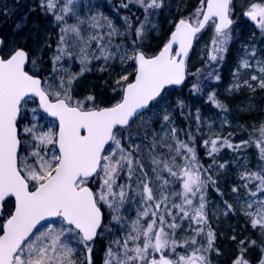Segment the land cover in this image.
Segmentation results:
<instances>
[{"label": "snow or ice", "instance_id": "snow-or-ice-1", "mask_svg": "<svg viewBox=\"0 0 264 264\" xmlns=\"http://www.w3.org/2000/svg\"><path fill=\"white\" fill-rule=\"evenodd\" d=\"M137 2L143 4L147 10L162 7L163 0H150L147 4L144 0ZM230 3L231 0H207L206 11L203 7L197 9L196 26L181 19L171 39L158 54L146 57L143 52L136 50L131 57H122V60L130 58L137 62L135 78L128 82L127 75L120 77L117 84L121 87L123 96L111 107L85 109L84 102L75 100L71 95V84L75 77H70L67 81L61 78L59 84L55 86L47 84L46 80L42 81L25 70L29 62L33 69L37 66L35 59L30 60L28 51L15 45L7 46L5 51V41L0 39V217L3 216L5 203L14 198L13 210L0 223V264H75L73 256L76 249L65 242L66 239H75L83 245L89 253L86 264H91L92 249L88 244L97 237L98 230L102 228L103 214L100 205L105 204L113 212H119L125 197V186L116 184L117 177L125 167L129 174L133 171L132 153L121 145L120 132L124 130V126L130 127V122L134 123L135 118L147 110L151 102L161 97L166 86L179 85L184 81L185 58L196 33L209 21L215 24L218 37L214 44L221 45L220 49L214 50H223L222 46L229 38L230 26L233 23L229 16ZM41 6L46 11L55 8L53 0H45ZM123 7H127V4ZM62 11L71 9L65 6ZM246 15L257 21L264 29V5H251ZM55 19L63 21L64 16L56 15ZM91 19L94 24H98L95 16ZM19 27L20 25H17V28ZM143 30L144 23H141L136 30L137 35H141ZM68 31L79 34L76 26L67 25L61 28V41L64 40L63 34ZM173 45H178V50H174ZM58 53L54 57V62L60 61L62 54L71 55L65 53L63 47H58ZM107 58L108 56H105V59ZM212 59H216V56H212ZM245 64L247 66V62ZM86 70L82 68L80 74ZM122 81L127 83L122 84ZM260 83L264 86V81ZM33 95L39 97L40 107L58 120V131L49 129L47 132L37 133L34 125L18 127L23 106ZM86 100L91 101L93 97H86ZM209 100L217 107H223L216 101L214 94L209 96ZM163 119L167 121L168 115ZM172 131L174 133L175 129ZM259 131L264 135V126ZM22 133L32 137L33 150L28 155H23L21 151L22 146L29 143L22 140ZM211 143L212 152H216V141ZM49 145L52 147L49 148ZM138 147L136 146V150ZM179 148H187V151L192 153L191 161L195 160L192 148H188L182 142L179 143L177 152ZM24 151L27 149L24 148ZM260 152L264 156V147L260 148ZM153 163L161 162L153 159ZM164 166L171 175H177L168 167L167 162ZM246 175L248 178L255 175L264 187V176ZM183 176L184 204L192 205L193 200L188 198L189 194L195 197L197 192L201 193L199 205L190 217L201 222L206 219L203 188L211 177L202 179L200 166L193 163L184 167ZM96 177H100L102 183L99 190L93 191L89 184ZM141 183L145 203L154 201L152 189L147 183L143 181ZM114 185L120 189L119 192L114 191ZM167 199V196H162L161 200L152 206L159 210L162 204H166ZM173 207H180V211L188 216V212L182 206ZM227 207L231 208L230 205ZM148 215L149 211L145 210L138 215L137 221L133 222L132 230L136 235L129 234L124 238V259L119 260V264H135L136 261L143 264H179L180 261L184 264H197V261L200 264H207L206 257L197 256L195 252L188 258L180 256L178 261L164 255V250L170 246L172 251H175L177 241L172 239L171 232L165 230L164 216L158 215L157 211L151 213L156 218L151 219L146 228H142L139 223L140 216ZM255 216L257 218L251 221L252 226L254 228L259 226L264 231V207H261ZM53 217L60 218L59 229L55 226H49L44 232L37 229L41 221ZM120 219L118 215L113 216V220ZM178 226L175 217L172 223L166 225L170 230ZM141 236L142 246L136 244ZM207 236L208 246L211 248L214 234L209 231ZM129 241L136 246L129 249ZM191 242L195 243V240ZM113 243L120 244V241ZM187 243L189 242L185 241V244ZM251 243L254 244L255 241ZM149 249L159 252V259L151 256ZM129 251L134 255L128 256ZM108 255L109 257L113 255L111 248ZM105 264H111V260H107ZM235 264H248V261L241 257ZM261 264H264V261H261Z\"/></svg>", "mask_w": 264, "mask_h": 264}, {"label": "rangeland", "instance_id": "rangeland-1", "mask_svg": "<svg viewBox=\"0 0 264 264\" xmlns=\"http://www.w3.org/2000/svg\"><path fill=\"white\" fill-rule=\"evenodd\" d=\"M67 1L68 0H53V3L55 4L54 9L57 8L62 10L65 8V6L71 9V11H63L64 13H67L69 17H71V22L67 20V18H64L65 20L61 21L63 24L62 28L66 27L67 25L76 26L79 29V34L68 31L63 34V41H61V39L57 41V49L58 45L62 46L64 52L71 53V55L62 54L61 60L55 62V71L53 70L50 81H57L56 85L59 84L61 78L66 81L68 77V70L71 67V64L81 65L85 62L91 65L94 73L97 76V79H100L103 75H109L106 78L117 82L120 80L121 76H129L130 69L126 67V65L124 66L121 64L120 68H115L114 65L111 64V59L117 56L122 59L123 52L120 50L116 54L113 41L110 42L109 38L106 36V29H108L109 23L103 16L101 5H98L103 3L104 0H77L76 3H68ZM44 3L45 0H29L26 7L10 5L5 10V14H7V18L10 19V21H7V23L9 22L8 25L2 26V37L4 38L6 45L5 51L9 45H15L23 48L27 47L31 55V60L35 59L37 61L36 68L39 69L41 67H39L38 61L44 52L51 49V47L47 49V46L50 44V40H52L49 32V27L50 25L52 26V23L47 21L42 24L39 19L44 14V11H46L41 6ZM135 3H137V0ZM168 4L170 5L167 6L164 11L166 12L165 20L158 19V17H156L157 15H153L148 18L149 25L147 28V35H149V39H152L154 43L161 42L162 38L166 36L167 31L171 30L170 28L174 22L175 15L182 12V9L178 6V0H169ZM253 4L264 5V0H233L231 8V15L234 19L233 26L241 22L243 19H247L250 23L249 25L252 29V32L260 30L264 33V29L260 27L257 21H254L246 16V13ZM37 9H41V12L38 14L39 17L34 16L31 18L30 14L32 11ZM54 9H49L47 11L52 12ZM16 12L20 13L16 18H14ZM94 16L96 17L98 24L93 23L91 18ZM259 19L260 18H258V20ZM54 21L57 22L56 19H54ZM81 21H83V23H81ZM191 21L193 23L197 22V14ZM17 25H20V27L17 28ZM25 26L27 27L25 28ZM59 27L60 25L57 27L58 38L62 35L61 29H59ZM23 28H25V30L22 32ZM5 31L7 32L6 34H4ZM213 31L216 32L215 24L211 22L205 33H201V36L199 35L196 44L188 57V68L195 69L200 63L203 62V66L205 65V74L211 72V70L207 71V66L210 63H205V61L209 56L215 55L216 50L214 49H216V47L221 48L219 43L214 44V41L218 40V37L213 35ZM52 52L53 53L48 51L51 59H54V57L58 55V51L53 49ZM105 56H108V58L105 59ZM217 56H219L218 53L216 58ZM246 59H248V65L240 66V69L242 67L246 72V75L244 78H240L239 82L247 84L251 92L254 87L253 83L259 84V86L261 85L260 77H262L264 74V71H261V69H264V63L262 61L254 62V60H251L249 57ZM109 66H111V69ZM204 81L205 80L203 79V83ZM212 86L213 84H208L206 90L211 91L213 89ZM93 99L95 98L93 97ZM91 103L95 104L97 102L92 101ZM166 104L167 101H160L155 108H151L152 110L147 114L148 116L146 115L134 124L133 129L141 126L142 123L147 122L151 118H153V120L156 119V116L159 113L166 112ZM100 105L101 103H97L95 106L99 107ZM84 107L86 108V106ZM33 109H35V111H33ZM165 115L169 116V113L164 114L162 119L159 121L160 123L156 124L157 128L162 130V137H164L166 131L168 130L167 127H163L161 125V122L165 121L163 119ZM22 116L23 121L21 123L23 127H31L34 125L36 127L37 133L47 132L49 129L54 132L57 131V122L50 119L47 115H44L40 110L39 105L33 98H31L29 102L23 106ZM213 124H215V121H211V118L208 116L205 117L203 122L200 121L196 124L199 127L200 133L199 143H201L205 149L204 152H206V150L208 151V154L210 155L209 159L211 160L210 164H201L196 157L194 161H191L192 153H189L187 148H179V152L176 151V149L179 147V143L182 142L183 144L187 145L188 148H192L194 150V154L196 155L197 152L195 149V139L189 136V134L185 136L184 133L182 135L179 133H172L173 143L171 145V149L167 152H156L155 146H151V144L146 142L140 143V147L138 150H136L135 142H133L130 138H125L124 142L127 143V145L123 143H121V145L132 153L133 171L131 174H129L127 167H125L123 171L119 172L116 180L117 185L125 186L124 201L120 206L119 212H113L112 215H118L121 218L119 222L116 223L119 232H116L115 229L112 232L109 230L105 231L104 236L108 234L110 237L109 240L106 241L104 239H99L98 241L88 244V246L92 249L90 254L91 264H105L107 260H111V264H119V260L124 259L123 240L129 234L136 235V233L132 230V224L134 221H137L138 215L143 213L145 210L149 211V215L140 216L139 223L142 228H146L147 223L150 222L151 219L156 218L151 215L153 211H157L158 215L164 216L165 230L171 232L172 239L177 241L175 251H172L171 246L164 250V255L173 261H178L180 256L188 258L192 256L194 252L197 256L204 255L206 257L207 264H235V261L241 257L248 261V264H261V261H264V244L260 245V248L257 249L255 247L253 248L254 244L251 243L255 240L253 231L251 230L254 229L251 221L254 218H257L255 213H257L261 207H264V187L261 186V181L257 179L255 175H252V178H248L246 175L259 174L260 176H264V156H262L260 152V148L264 147V135H261V132L259 131L261 127L264 126V113L259 114L256 124L249 125L243 130L245 132H241V134L233 135L231 137L228 136L226 139H224L225 136L222 137L217 134L221 127L219 125L214 127ZM155 133H158L157 129H155ZM153 137L154 138H150L149 141H152V145H155V136L153 135ZM21 138L22 140L29 142L23 145L21 149L23 155H28L33 150L31 147V143L33 142L32 137L22 133ZM219 138H223L224 140L221 141ZM238 140L239 142H236ZM129 141H131V143H129ZM211 141H216V152H212L213 145ZM225 141H227V143H225ZM244 141H247L248 143L242 144ZM176 144L178 145L176 146ZM228 145H232V147H229ZM48 147L51 148L52 146L49 145ZM24 148H26L27 151H24ZM222 150L226 152L225 154H231L232 157L226 159V161L225 159L223 160L221 157ZM158 152H161L163 159L159 165L153 163V159L159 160ZM142 156H144L143 159ZM232 159H234L231 162L232 166L228 168V163ZM29 162L31 163V161ZM165 162H167V165L169 168H171L172 172L177 173L176 176L171 175L167 168H165ZM190 163L200 166L202 179L211 177V180L215 182L217 181L215 180V178L218 176L217 174L219 172H223L224 170H228V177L230 179L233 178V188L227 194L229 197L223 207H221L220 203L217 202L215 204L209 203L211 198L207 195V190L205 189L207 186L206 183L203 188L205 202L204 213L206 219L201 222H198L194 218H190L193 216L194 209L199 205L201 193L197 192L195 197L189 194L188 198L193 200L192 205L183 203V180L185 179L183 176V169L186 165H190ZM152 164L155 166L152 167ZM147 167L149 168V172ZM193 170L195 171V169ZM209 171L210 174H208ZM149 173L154 178H151ZM120 176H122V179H120ZM156 178L160 179V183ZM141 181L147 183L152 189L153 196L155 198L154 201L145 203L143 184ZM165 181H167V183H165ZM101 183L102 179L100 177H96L89 185H91L92 188L97 191L99 190ZM114 191L119 192L120 189L114 185ZM218 193L219 190L216 191V194L219 198L221 194ZM162 196L168 197L166 204H162L161 208L156 210L152 205L155 202H159ZM212 199L214 200V198ZM117 200H119V197H117ZM102 205L107 206L105 204ZM173 205L182 206L188 212V216H185L180 211V207H173ZM227 205H230L231 208L227 207ZM218 212H220V216L215 217L214 214H217ZM247 213H251L252 215H248ZM231 216L239 218V220L245 224V227L248 226L250 230H247V237H245V240H242L243 247L240 249L242 252H240L239 248L233 246V252L231 255H229L221 251L222 249L216 243L218 241L216 240L215 235L212 246L209 248L207 233L210 231L214 234L212 225L214 222H216V218H222L226 220ZM173 217H175V223L179 226L170 230L166 227V225L173 222ZM1 222H3V220H1ZM113 222H116V220H113ZM49 226H55L57 229H59L61 227L60 218L43 224L38 228V230L44 232ZM255 228L257 230V235L261 236L262 234L260 232L264 233V231H262L259 226ZM201 229L202 231H200ZM117 240L120 241V244L113 243ZM193 240H195V243L191 242ZM142 241L143 237L141 236L140 240L137 241L136 244H140L142 246ZM185 241H188L189 243L185 244ZM65 242L70 243L71 246L76 249L73 256L75 264H86V257L89 255V253L85 247L79 244V242L75 239H66ZM103 242L104 248L102 249ZM136 244H133L131 241H129L128 248L132 249L136 246ZM110 248L113 253L111 257L108 255ZM205 249L207 251H204ZM149 252L151 253V256L159 259V252H155L152 249H149ZM244 253L247 255H243ZM132 255H134V253L129 251L128 256ZM135 264H143V262L136 261ZM179 264H184V262L180 261ZM197 264H200V262L197 261Z\"/></svg>", "mask_w": 264, "mask_h": 264}, {"label": "trees", "instance_id": "trees-1", "mask_svg": "<svg viewBox=\"0 0 264 264\" xmlns=\"http://www.w3.org/2000/svg\"><path fill=\"white\" fill-rule=\"evenodd\" d=\"M76 1L77 0H71V3H76ZM135 1L136 0H104L103 3L98 4L102 7L104 18L108 23H111V27L106 29V36L109 38L110 42L113 41L116 54L121 50L123 52V57H131L132 54L138 49L144 51L147 55H154L167 41L174 24L181 18L193 20L197 14V9L204 7L206 2V0H203L202 4V0H178V6L182 9V12L175 15L174 22L170 28L171 30L167 31L166 36L162 38L161 42L154 43L152 39H149V35H147V28L149 25L148 18L150 16L157 15L156 17H158V19L165 20L166 12L164 11L166 7L170 5L168 4L169 0H163L162 7L160 8L147 10H145L143 4L138 2L135 3ZM28 2L29 0H0V36H3L2 26L8 25L9 22L7 23V21H10V19L7 18V14H5L6 8L10 5L26 7ZM67 2L69 3V0ZM144 2L147 4L150 2V0H144ZM124 4H127V7H123ZM20 12H16L14 18H16ZM39 12H41V9L32 11L30 14L31 18L34 16L39 17ZM60 14H63L64 18H67V20L71 22V17H69L67 13H64L62 10L57 8L52 12L44 11V14H41L42 17L39 18L42 24L47 21L52 23V26L50 25L49 27L52 40H50V44L47 46V49L51 47V49L48 50L51 53H53V49L58 51L57 41L60 40V36L59 38L57 37V27L60 25L59 29H61L63 24L61 21L55 22L54 19L56 15ZM145 17H147V20H145ZM141 23H144V30L143 33L138 36L136 30L139 28ZM249 24L250 23L247 19H243L241 22L235 24V26H232L230 29V37L222 46L223 50L215 51L214 56H216L217 53L219 56H217L216 59H212V56H209L205 61V63H210L207 66V71L211 70V72L205 74V65L203 66V62L200 63L195 69L189 68L186 84L180 88H167L161 97H159L151 107L153 109L160 101H167V104L165 105L166 112L159 113L156 116V119L153 120V118H151L147 122L142 123L141 126L133 129L134 124L137 123V121H139L141 118L145 117L152 110L150 108L146 113L139 116L130 127L125 128L120 132L119 137L121 138V143L127 145L124 140L125 138H130L133 142H135L136 146H139L142 142H146L151 144V146H155L156 152H167L171 149V145L173 143L172 130L175 129L173 134L179 133L182 135L184 133L185 136L189 134V136L194 138L196 143L195 149L197 152L195 157L200 161L201 164H210L211 160L209 159L210 155L208 154V151L206 150V152H204L205 149L201 143H199L200 133L199 127L196 125L197 123L200 121L203 122L205 117L208 116L211 118V121H215V124H213L214 127H216V125L221 127L219 131L217 130V134L222 137L225 136L224 139H226L228 136L231 137L233 135H239L241 132H245L243 130L249 125L256 124L259 114L264 113V86H259V84L253 83L254 87L250 92V88L247 84L239 82V79L244 78L246 75V72L242 67L240 69V66L246 65L245 62H247L248 59L246 58L248 57L251 60H254V62L262 61L264 63V33L260 30L252 32ZM26 27L27 26H25V28ZM25 28H23L22 32L25 30ZM113 29H115V31H113ZM205 31L203 33H205ZM6 33L7 32L5 31L4 34ZM213 35L217 36V33L213 31ZM58 47L62 46L58 45ZM216 49L220 48L216 47ZM48 51L44 52L38 61V65L41 67L40 69H33V66L30 62L28 63L27 69L32 74L42 77L43 81H47V84L56 85L57 81H50L52 76L51 74L56 64L54 59H51V56H49L50 54ZM111 60V64L114 65L115 68H120L121 64H123L130 69V75L128 76V82H130L135 74V61L130 58H124L122 60L118 56ZM109 67L111 69V66ZM82 68H86L87 70L80 74ZM67 75L68 77L66 81L70 77H75L71 84L72 97L75 100H84L83 102L86 108L96 107L95 105L97 103H101L100 106L113 105L117 103L122 97L123 91L117 82L106 78L109 75H103L100 79H97L93 68L87 62L81 65L71 64ZM263 75L260 77V81H264ZM203 79L205 80L204 83ZM121 83L123 84L127 82L122 81ZM208 84H213V89L211 91L206 90ZM213 94L216 101L223 105L222 108L217 107L215 103L209 100V96ZM89 96L94 97L95 99L91 101L86 100V97ZM92 101L97 103H91ZM167 113H169V119L167 121L161 122V125L163 127H167L168 130L166 131L164 137H162V130L157 128L156 124H159L162 116ZM155 129L158 130L157 134L155 133ZM153 135L155 136V145H152V141H149L150 138H154ZM219 139L221 141L224 140L223 138ZM236 142H239V140ZM177 145L178 144H176V146ZM225 153L226 152L222 150L221 157L226 161V159H229L232 156L231 154L228 155ZM143 157L144 156H142V159ZM158 157V161L162 162L163 159L161 152H158ZM233 160L234 159L230 160L228 163V168L232 166L231 162ZM151 166L154 167L155 165L152 164ZM147 170L149 172L148 167ZM208 174H210V171ZM150 176L151 178H154L151 174ZM120 179H122V176H120ZM156 179L157 181L160 180L158 178ZM215 180L217 181L213 182L210 179L207 182V186L205 187L208 197L211 198L209 203L215 204L217 202L220 203L221 207H223L229 197L227 194L233 188L231 186V183L233 184V178L230 179L228 177V170H224L221 172V176H217ZM217 190H219L218 194H221L219 198L216 194ZM212 198H214V200ZM101 206L104 211V224L95 241H98L99 239H104L106 241L109 240L110 237L108 234L104 236L105 231L109 230L112 232L115 229L116 232H119L118 227L116 226V223H118L119 220L113 222V211L107 206H103L102 204ZM11 209L12 205L7 203L5 208L6 215L11 212ZM0 223H2L1 220ZM212 227L216 240L218 241L216 242L217 245L225 254L229 255H231L233 252L232 247H236L238 243H240L242 240H245V237H247L246 232L247 230H250L248 226L245 227V224L241 222L239 218L234 216L229 217V219H226L223 222H220V224L217 226H214L213 223ZM251 230L253 231V236L255 238L254 245L257 243L262 245L264 243V233L260 232L262 234L260 236L257 235L256 228ZM233 237L235 239H233ZM103 245L104 242L102 243V249L104 248Z\"/></svg>", "mask_w": 264, "mask_h": 264}, {"label": "water", "instance_id": "water-1", "mask_svg": "<svg viewBox=\"0 0 264 264\" xmlns=\"http://www.w3.org/2000/svg\"><path fill=\"white\" fill-rule=\"evenodd\" d=\"M231 4H232V0H231V3H230V10H231ZM206 8H207V1H206V3H205V7H204V11H206ZM229 16H230V19L233 21V18H232V16H231V14L229 13ZM247 16V15H246ZM247 17H249V16H247ZM203 18V16L201 15V17H200V19H202ZM250 18V17H249ZM259 18V17H258ZM257 18V19H258ZM251 19V18H250ZM184 20H186V21H188L189 23H191V24H193V26H196V24H194V23H192L190 20H187V19H184ZM180 21V20H179ZM179 21L175 24V26H174V29L172 30V32L170 33V35H169V38H168V40H167V42L166 43H168V41L171 39V35H172V33L175 31V28H176V25L179 23ZM210 22H212V21H209L207 24H205V27L203 28V29H201L198 33H196V36L194 37V39H193V42H192V47L190 48V50H189V53H188V56H189V54H190V52L192 51V49H193V47H194V45H195V42H196V39H197V37H198V35L201 33V32H203L205 29H206V27L208 26V24L210 23ZM217 22H218V20H217ZM233 24V23H232ZM232 26V25H231ZM230 26V27H231ZM0 39H2L1 37H0ZM165 43V44H166ZM164 44V45H165ZM164 45H163V47H164ZM162 47V48H163ZM162 48L156 53V54H158L161 50H162ZM173 48H174V50H178V45H173ZM142 52V51H141ZM144 53V52H143ZM145 54V53H144ZM155 54V55H156ZM145 56L146 57H151V56H147L146 54H145ZM154 56V55H153ZM188 56L185 58V63H186V68H185V72H186V75H185V79H184V81L181 83V84H179V85H169V86H166V88H168V87H171V86H175V87H181V86H183L185 83H186V80H187V59H188ZM136 64H137V62H136ZM27 65V64H26ZM25 70H26V68H25ZM27 71V70H26ZM38 77V76H37ZM38 78H40V77H38ZM134 78H135V76H134ZM41 79V78H40ZM42 80V79H41ZM134 80V79H133ZM132 80V81H133ZM165 88V89H166ZM165 89H164V91H165ZM163 91V92H164ZM162 92V93H163ZM32 97H35L37 100H38V103H39V97H37V96H32ZM159 98V97H158ZM157 98V99H158ZM153 102H151L150 103V105H149V107L151 106V104H152ZM39 105H40V103H39ZM109 107H111V106H109ZM148 107V108H149ZM104 108V107H103ZM42 109V108H41ZM43 110V109H42ZM44 111V110H43ZM146 111V110H145ZM145 111H143L142 113H144ZM45 112V111H44ZM46 113V112H45ZM46 114H48V113H46ZM49 115V114H48ZM50 116V115H49ZM51 117V116H50ZM138 117V116H137ZM51 118H53V117H51ZM53 119H55V118H53ZM57 122H58V120H57ZM131 123V122H130ZM126 127H128V126H124V128H126ZM90 187V186H89ZM12 200L14 201V198H12ZM102 211V210H101ZM102 214H103V211H102ZM3 215H4V213H3ZM3 217V216H2ZM1 218V217H0ZM54 218H57V217H53V218H49L48 220H46V221H49V220H51V219H54ZM46 221H41V223L39 224V225H41L42 223H44V222H46ZM102 224H103V217H102ZM39 225H37V227L39 226ZM100 230V229H99ZM98 230V231H99ZM35 231V230H34ZM96 238V237H95ZM94 238V239H95Z\"/></svg>", "mask_w": 264, "mask_h": 264}, {"label": "bare ground", "instance_id": "bare-ground-1", "mask_svg": "<svg viewBox=\"0 0 264 264\" xmlns=\"http://www.w3.org/2000/svg\"><path fill=\"white\" fill-rule=\"evenodd\" d=\"M218 176L220 177L221 176V172H219L218 173ZM231 186H232V183H231ZM215 215V217H219L220 216V212H218L217 214H214ZM231 217H233V216H231ZM224 221V219H222V218H216V222H214V226H217V225H219L220 224V222H223ZM263 240H264V237H263ZM264 244V243H263ZM242 247H243V245L242 244H240V243H238L237 244V246H236V248H239V250L240 249H242ZM257 248V249H259L260 248V245L257 243V244H255L254 246H253V248ZM222 251V250H221ZM240 252H242L241 250H240ZM243 255H247V254H243Z\"/></svg>", "mask_w": 264, "mask_h": 264}, {"label": "flooded vegetation", "instance_id": "flooded-vegetation-1", "mask_svg": "<svg viewBox=\"0 0 264 264\" xmlns=\"http://www.w3.org/2000/svg\"><path fill=\"white\" fill-rule=\"evenodd\" d=\"M23 127V125H22V123L20 124V128H22Z\"/></svg>", "mask_w": 264, "mask_h": 264}]
</instances>
